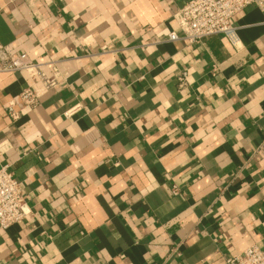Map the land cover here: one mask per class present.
I'll return each instance as SVG.
<instances>
[{
  "label": "crops",
  "instance_id": "crops-1",
  "mask_svg": "<svg viewBox=\"0 0 264 264\" xmlns=\"http://www.w3.org/2000/svg\"><path fill=\"white\" fill-rule=\"evenodd\" d=\"M188 1L0 0V46L55 63L67 84L24 108L19 93L38 81L0 72V166L31 210L0 229V264H226L264 251V12L234 19L237 48L170 42Z\"/></svg>",
  "mask_w": 264,
  "mask_h": 264
},
{
  "label": "built area",
  "instance_id": "built-area-1",
  "mask_svg": "<svg viewBox=\"0 0 264 264\" xmlns=\"http://www.w3.org/2000/svg\"><path fill=\"white\" fill-rule=\"evenodd\" d=\"M256 6L264 12V0H190L175 15L174 20L181 32L169 34L168 41L176 42L181 38L191 46L202 43L213 36L226 38L234 47L239 45L234 19L249 6ZM46 68L51 74L46 73ZM0 72L25 73L38 81V87L22 88L18 99L24 108H37L44 96L66 86L60 70L55 63H37L26 54H10L0 46ZM188 73L179 76L180 88L187 86ZM79 106L66 112V116L75 114ZM7 113L13 123L18 122L22 114L11 101ZM174 196L180 195L177 187L172 188ZM31 215L28 197L20 182L10 171L9 165L0 166V229L21 224ZM180 256L178 248L171 250L169 258ZM226 264H264V251L258 246H251L240 254L230 255Z\"/></svg>",
  "mask_w": 264,
  "mask_h": 264
}]
</instances>
